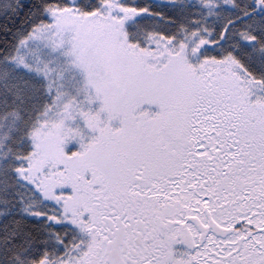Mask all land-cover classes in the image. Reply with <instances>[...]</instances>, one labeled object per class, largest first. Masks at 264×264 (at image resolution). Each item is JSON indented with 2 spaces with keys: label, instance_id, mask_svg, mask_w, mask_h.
I'll use <instances>...</instances> for the list:
<instances>
[{
  "label": "snow or ice",
  "instance_id": "obj_1",
  "mask_svg": "<svg viewBox=\"0 0 264 264\" xmlns=\"http://www.w3.org/2000/svg\"><path fill=\"white\" fill-rule=\"evenodd\" d=\"M0 264H264V0H0Z\"/></svg>",
  "mask_w": 264,
  "mask_h": 264
}]
</instances>
